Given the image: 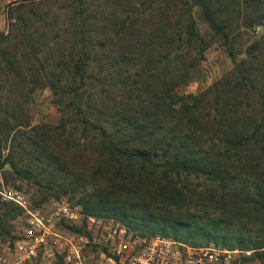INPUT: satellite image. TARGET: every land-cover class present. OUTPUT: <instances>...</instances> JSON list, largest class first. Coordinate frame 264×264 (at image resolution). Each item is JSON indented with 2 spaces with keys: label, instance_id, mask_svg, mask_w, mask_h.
I'll list each match as a JSON object with an SVG mask.
<instances>
[{
  "label": "trees",
  "instance_id": "trees-1",
  "mask_svg": "<svg viewBox=\"0 0 264 264\" xmlns=\"http://www.w3.org/2000/svg\"><path fill=\"white\" fill-rule=\"evenodd\" d=\"M6 23L7 186L34 208L66 197L84 217L264 264V0H16ZM215 44L233 67L184 94ZM43 90L57 123L32 122ZM23 215L0 196V242Z\"/></svg>",
  "mask_w": 264,
  "mask_h": 264
},
{
  "label": "built area",
  "instance_id": "built-area-1",
  "mask_svg": "<svg viewBox=\"0 0 264 264\" xmlns=\"http://www.w3.org/2000/svg\"><path fill=\"white\" fill-rule=\"evenodd\" d=\"M3 197L20 206L26 220L13 245L0 253V264H241L251 254L141 236L113 219L84 217L64 201L45 211L27 208L18 192Z\"/></svg>",
  "mask_w": 264,
  "mask_h": 264
},
{
  "label": "rangeland",
  "instance_id": "rangeland-1",
  "mask_svg": "<svg viewBox=\"0 0 264 264\" xmlns=\"http://www.w3.org/2000/svg\"><path fill=\"white\" fill-rule=\"evenodd\" d=\"M16 0H0V32H5L7 30L6 23V11ZM233 67V63L227 56L224 48L215 44L212 46L205 54V60L201 63L199 72L197 74L196 80L186 86L181 90L184 94H196L208 86H210L214 81L218 80L224 73L229 71ZM52 96L49 90H43L37 93L35 97V102L30 108L31 119L33 123L49 122L57 123L59 119V113L57 112L54 105L51 103ZM7 191H15L12 187L7 186L0 178V196L4 200L3 193ZM19 193V192H18ZM22 198L26 201V207L29 209L34 208L32 206L31 197L33 192L30 191L29 194L19 193ZM8 201V200H6ZM66 202L70 205L68 198L64 197L59 200H52L46 205L41 206L40 209L45 211H50L56 203ZM75 207V206H74ZM26 220V212L24 215L16 221V232L20 231L21 227L24 225ZM8 242H0V253L5 251L8 247Z\"/></svg>",
  "mask_w": 264,
  "mask_h": 264
}]
</instances>
